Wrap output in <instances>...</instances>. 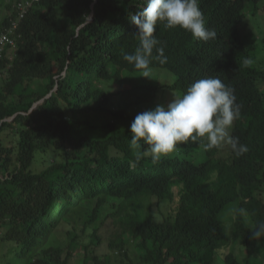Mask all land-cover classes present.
I'll return each mask as SVG.
<instances>
[{
    "label": "trees",
    "instance_id": "trees-1",
    "mask_svg": "<svg viewBox=\"0 0 264 264\" xmlns=\"http://www.w3.org/2000/svg\"><path fill=\"white\" fill-rule=\"evenodd\" d=\"M260 1L198 0L217 33L207 42L158 23L167 61L149 69L174 74L167 84L123 58L139 46L131 17L143 0L28 9L0 55V264H70L76 254L81 264H216L218 255L221 264H264V238L249 239L264 223V68L250 64L239 33ZM206 77L233 90L230 136L248 151L236 156L226 142L195 162L188 155L200 145L189 142L156 164L136 161L135 116L167 106L159 88L181 95ZM174 186L176 205L157 218L154 205H169Z\"/></svg>",
    "mask_w": 264,
    "mask_h": 264
},
{
    "label": "clouds",
    "instance_id": "clouds-1",
    "mask_svg": "<svg viewBox=\"0 0 264 264\" xmlns=\"http://www.w3.org/2000/svg\"><path fill=\"white\" fill-rule=\"evenodd\" d=\"M143 5L142 10L131 17L139 46L134 53H125L123 57L141 70V76L151 77L149 68L153 59L160 63L167 61L164 47L159 46L154 35L158 23L163 22L170 29H183L204 42L217 36L215 30L205 26L198 0H143ZM8 10L10 12V8ZM235 101L233 90L218 77H206L193 82L183 94L174 95L167 106L157 104L138 113L130 125V148L136 161L150 157L156 164L173 154L178 144L189 142L198 143L204 150L227 142L236 156L245 154L248 147L240 144L238 137L229 135V129L239 117ZM144 145L147 150L140 151ZM250 231L249 239L264 238V223H258Z\"/></svg>",
    "mask_w": 264,
    "mask_h": 264
},
{
    "label": "rangeland",
    "instance_id": "rangeland-1",
    "mask_svg": "<svg viewBox=\"0 0 264 264\" xmlns=\"http://www.w3.org/2000/svg\"><path fill=\"white\" fill-rule=\"evenodd\" d=\"M14 1L15 0H11V2L8 0H0V14H2V12H4V14L8 13L9 8L7 7V4L9 3L11 4ZM258 6L259 8L256 14L254 15L251 13L247 14L245 22L241 26L239 33H240V38L242 39L243 43L245 44V47L249 51L250 64H252L256 69L259 70L264 68V48L262 47L261 44L262 37L264 36V0L260 1ZM149 70L152 78L147 77L146 78L147 81L157 82L158 84H167V83H171L174 80V74L167 71L166 69L152 68ZM257 84L260 86L262 83L257 82ZM157 93L164 96V100L167 101L165 102L166 104H168V102H170L174 98V95L175 96L179 95V91L171 90L167 88H159ZM230 131L231 128L229 129V135H230ZM227 144L226 142H223L220 145V147L226 150L225 148ZM203 156H204V151L203 148L200 146L195 148L192 151V153L188 155V158L194 157V161L198 162L202 160ZM172 189L174 192V199L173 201H171V203H169V205L164 203L160 204L159 207L154 205L153 210L157 212L156 214L157 218H160V212L164 213L165 211H168L169 208L176 205V201L178 199V195H177L178 187L174 186ZM105 243L106 242L103 241L102 247L106 246ZM102 252H106V250L102 249L100 251H97V254L102 255ZM70 264H81L77 254L72 257V259L70 260ZM216 264H221L220 255L217 256Z\"/></svg>",
    "mask_w": 264,
    "mask_h": 264
},
{
    "label": "built area",
    "instance_id": "built-area-1",
    "mask_svg": "<svg viewBox=\"0 0 264 264\" xmlns=\"http://www.w3.org/2000/svg\"><path fill=\"white\" fill-rule=\"evenodd\" d=\"M38 0H16L11 5V11L14 14L11 16L8 24H4L3 17L5 14H0V55L7 50H12L16 43L15 33L18 26V21L24 17L28 9Z\"/></svg>",
    "mask_w": 264,
    "mask_h": 264
},
{
    "label": "crops",
    "instance_id": "crops-1",
    "mask_svg": "<svg viewBox=\"0 0 264 264\" xmlns=\"http://www.w3.org/2000/svg\"><path fill=\"white\" fill-rule=\"evenodd\" d=\"M3 10V9H2ZM2 14H4V12H2Z\"/></svg>",
    "mask_w": 264,
    "mask_h": 264
}]
</instances>
